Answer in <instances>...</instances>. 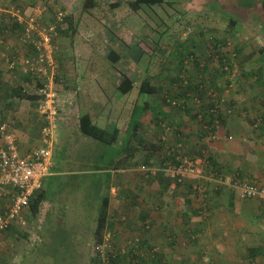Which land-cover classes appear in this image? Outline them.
<instances>
[{"label":"crops","instance_id":"0c3cea01","mask_svg":"<svg viewBox=\"0 0 264 264\" xmlns=\"http://www.w3.org/2000/svg\"><path fill=\"white\" fill-rule=\"evenodd\" d=\"M111 1H113L111 2V6H120L119 9H122V11L120 10L119 15H113L115 17H106L107 20L110 19L112 21L111 23L114 22L117 25L110 32L109 36L107 34L101 35L99 31L93 30L92 75L88 76L86 83L80 84L78 82L79 77H81L79 74L80 70L76 72L74 78L68 81L67 74L69 71L64 69L63 71H60L61 69L58 71L59 77L55 80V88L60 100L69 107V114H67L64 120L60 117L61 124L55 133L50 174L44 178L41 189L46 192V182L51 178H53L58 186L59 183L63 184L62 182L65 184L67 182L64 181V177L72 174L76 175L77 171L79 173L95 175V177L100 179L99 182L105 188V194L100 201L102 202L105 197L108 198L107 231L121 239V234L126 229L131 228L134 232V229H140L139 225L144 221V223L151 222L155 235H152L153 240H150H155L160 244L164 243L163 247L168 252V255H157L154 258L157 261L156 264H209V260L211 259V264H264V253L256 255L252 250L257 247L264 248V200H242L238 193L232 190L230 182L227 181V178L234 179L235 177H239L245 181L257 184L264 183V118L262 128H259V123L253 126L248 119L246 120L248 122L244 125L243 119L241 116L238 117V115L233 118H226L227 121L220 126L217 140L210 141L208 138H205L204 142L209 146L205 149L215 154L218 162L223 165L224 169L222 175H216L215 173L217 172L212 174L215 177H224L225 180L218 187H215L208 181H200L199 187L202 192L199 194H202L201 200H199L198 196L196 197L195 193H191L188 187L184 186L186 182L171 194L169 187L167 188V182L170 181L171 184L172 181L165 172L157 173L152 177L150 176V178L145 177L140 171L142 165L151 167H155V165L162 166L159 156V153H161L159 152L161 151L159 144L162 133L160 134L161 130L155 120L166 119L170 116L174 127L171 141L174 143L181 141L189 149L193 145L197 150L199 149V136H201L200 125L198 122L195 125L191 124L195 118L186 108L178 110L168 105V96L165 91L169 87L167 80H169L171 74L164 76L161 73L156 76L158 79H155V81L152 78L154 85L158 87V91L151 95L148 94L153 99L144 98V93L140 92L139 83L142 82L145 76L144 73L146 74L144 72L146 69L142 67L146 65L143 62L145 42L154 40V32L150 30L146 34L143 32L144 30L139 31L138 28H134V26L132 28L127 23L129 21L138 24L143 19L139 14L145 5L139 10H134L132 7L134 0ZM170 1L172 0H167V3ZM242 2L243 0H240V5L246 7ZM93 3L92 13L95 14L99 9L106 6V1L102 0H94ZM171 4H175V2H171ZM66 6L70 10V6ZM207 7L211 9L210 5ZM252 7H246L244 12L249 14ZM224 8H228L232 13H226L228 18H215V20L213 18L206 23L205 20L200 23L201 25L211 26V29L219 34L218 38L223 40L231 36L232 38L236 37L235 35L241 32L240 24L244 25L246 23L245 15H236L235 6L229 7L221 4V11H224ZM192 9L190 6L187 12L191 13ZM118 12L116 11V13ZM148 14L145 17L147 19H152L156 15L153 12L151 14L148 12ZM54 16L49 20H52ZM232 18L238 21L235 28L231 27L230 20ZM77 20L71 14L72 23L76 24ZM104 21L105 18L100 19L99 16H92V23L102 24ZM68 23L69 25L71 24L67 21ZM247 24L251 25L249 19ZM223 25H225V28ZM65 28L63 31H65ZM245 28L248 29L247 27ZM132 39H135V43L130 41ZM10 40L11 45L16 44L11 38ZM69 42L68 35L62 32L58 39V50L56 53H62V56L69 54ZM161 42L162 40H158L156 45H148L152 46L153 56H156V53L159 52ZM192 45L194 46L196 43ZM131 50L135 52H130ZM177 51L181 52L182 49L179 48ZM251 51L254 50L252 49ZM112 52L114 53L113 55ZM165 53L166 51L161 55L157 54L160 58L159 62L162 60L163 63H166V66H162L161 69L164 71L172 70L174 72L176 70L175 66L178 64L182 65V62L179 60V62L166 61L164 57ZM204 53L202 52L201 55ZM256 53L258 54V58L254 61V67L259 62V66L255 68L258 69V67L264 66V64L260 62L263 60L261 53L259 51ZM208 54L210 53L208 52ZM100 55L106 57L104 65L97 62ZM112 56L117 57V60L114 61ZM156 59L155 57V61L157 62ZM152 62H154V58ZM147 66H150V64L148 63ZM199 67H195V70L200 71ZM211 67L216 69V66L212 65ZM6 69L0 68L2 82L0 88V109L10 110L9 118L5 121H9L12 129L16 131L21 152L28 153L34 146L39 145L40 142V128L43 123L38 109L39 99L34 101L19 98L17 93L14 92L15 90H10V88L23 87L24 91L34 94L32 92L34 80L31 77H27L19 69L15 70L18 74L14 76L11 74L14 73L13 71ZM148 71H150V68ZM124 76L130 77L135 83L133 89L127 93L121 92L119 88ZM90 82H92V86ZM259 87L256 84L252 88L253 90H251L257 94L256 90ZM253 99L256 101L247 103L250 106V110L247 112L250 117L255 115V118L259 117L261 120V113L264 112V98L260 97L261 100H257V97H254ZM155 100L156 103L153 104L152 102ZM254 102H257V105L253 106ZM146 103L149 104L147 109H144ZM238 103L235 104L236 107L244 104L242 101ZM115 104L117 108H115ZM139 108L145 112V115H142L141 124L134 122V120L138 121V118L135 119V116H139ZM244 111L246 110L244 109ZM86 113L91 116L92 124L98 130L104 132L102 140L101 138L94 137L90 139L88 137L91 136L81 131L80 116ZM1 121L2 119L0 123ZM229 135H232L236 139L227 140ZM246 135L249 137L248 140L245 137ZM138 140H142V142L147 141L148 147L147 149L142 147L133 152L130 147H135ZM162 152L164 153L165 149H162ZM104 154L106 157L102 158L101 156ZM130 154L133 157L130 158ZM145 162L149 164H145ZM208 188H210V191H208ZM200 202H203L204 206L201 207ZM10 203V195L0 199V214H3L8 209ZM47 204L45 198L42 202L39 216L44 213L43 207H46ZM198 208L200 209L198 210ZM123 214L127 215L128 220L125 222L126 225L124 223L119 225V219ZM96 215L98 216L99 213H96ZM197 216L201 217V222H197ZM39 221L40 225L37 226L39 230L34 227V224L33 227L29 226L25 229L26 233L14 227L1 233L0 245L2 246L5 241L9 240V244L13 246V240L15 241L14 237L18 230L22 234L21 239L23 243L25 242V238H31L28 237L29 232L38 235V231H40L39 240L42 244V238L45 235L47 237L48 233L46 232L49 231V228L48 226L45 228L41 227L42 220L39 219ZM142 231H145V229ZM188 231L191 232V236ZM157 232L158 237L156 236ZM206 232L214 233L213 236H210V240L213 243L212 246L218 247V253L216 255L212 254L214 258L210 257L211 259H209L207 256L196 257L193 252L188 253L185 257L176 254V252L180 254L184 252L181 251V247L186 246L188 241L190 243H201L199 239L195 238L193 233H202L204 235ZM36 238L34 237V239ZM184 239L186 243L181 244L180 240ZM144 241L147 242V240ZM136 244L138 242L129 246L139 247ZM201 246H204L203 242ZM22 247L19 246L17 248L20 249L18 254H27L26 246ZM238 249H243V252L241 254L238 253ZM238 254L240 255L238 256ZM243 256L245 257L243 258Z\"/></svg>","mask_w":264,"mask_h":264},{"label":"rangeland","instance_id":"374dc122","mask_svg":"<svg viewBox=\"0 0 264 264\" xmlns=\"http://www.w3.org/2000/svg\"><path fill=\"white\" fill-rule=\"evenodd\" d=\"M85 1L86 0H0V68H7L6 60L2 56V54L8 53V55L10 56L21 51L23 48L21 43V28L15 26L16 22L15 20H13L14 18L12 16V12H15L19 9L21 11H24V13H26L27 15L31 12L32 9H34V7L38 6L41 8H45V13L48 17L47 19L49 20L52 16H54L56 12L62 10L68 14L71 13L78 20L76 21V24H70L72 26L71 29L68 23L65 28L66 32H63V34H66L69 37V54H64L66 56H62V53H56V61L59 65L58 69H61L60 71H63V69L69 71V73L67 74V81L71 78H74L76 72L80 70L79 74L81 75V77H79L78 82L80 84L86 83L88 76L92 75V32L93 30H96L99 31L101 35L107 34L109 36L110 32L114 30L117 25L114 22L111 23L112 21L110 19L107 20L106 17H115L113 15H119L120 10L122 11V9H119L120 6H111V2H113L111 0H102L106 1V6H104L102 9H99L95 14L92 13V7L88 9L84 7ZM250 1L255 2V4L250 9L249 14H247V12H244L246 7L240 5V0H172L164 5H145L139 14L143 19L140 20L138 24H134L129 21L127 23L128 26H131L132 28L134 26V28H138L139 31L144 30L143 32L146 34L147 32H150V30L154 32V40H148V42H145L146 46L143 62L146 65L142 66L144 69H146V71L144 72H146L147 75L152 76L154 81L155 79H158V77L156 76L161 73L164 76H169L171 74L169 80H167L168 86H172L176 82V79L181 83H184L186 79H189L196 83L200 82L201 73L200 71L195 70V67L203 66L201 65V63H210V61L207 60L208 56L210 55L208 54V52L212 53L211 49L214 48L213 40L216 39V37L218 38L219 36L217 32L211 29V26L201 25L200 23L203 20H205L206 23L213 18L214 20L215 18L225 19L224 17H227V12L232 14L228 10V8H224V11H221V4L227 5L229 7L235 6L236 15H245L244 18L246 23H248V19L249 21H251V25H246L248 29H246L243 24H240L241 32L235 35L236 37H227L228 43L227 45L223 46V49L225 51H234L235 47L238 44H242L245 48V55L240 60V62L244 63L245 71L248 72L249 70H252V67H254V61L256 58H258V54L256 53L252 55L251 53L253 51L251 50L258 49L262 46L264 47V9L259 0ZM171 2H175V4H171ZM66 5L70 6V10H68ZM209 5L211 9L207 7ZM190 6L193 9L191 10V13H188L187 10H189ZM116 11L119 12L116 13ZM148 12L150 14L152 12L156 13V15L153 16L152 19H147L145 17L149 15ZM185 12L187 13L185 14ZM92 16H99L100 19L105 18V21L102 22V24L92 23ZM3 24L6 25V28L2 27ZM202 26L204 27L202 28ZM223 27L225 28V25H223ZM249 29L258 32L256 38L251 35ZM133 31L136 32L135 29H133ZM10 38L14 40L16 44L11 45ZM158 40H162L161 46L159 52L156 53V56H153L154 52L152 51V46L148 45H156ZM72 41L74 42L72 43ZM130 41L132 43H135V39H132ZM195 43L196 45L193 46L192 44ZM179 48L182 49L181 52L177 51L179 50ZM134 50H131L130 52H135ZM164 51H166V53L164 54L166 61L168 60L182 62V65H177L176 63L177 66H175V68L177 71L175 70L174 72H172V70H169V72L161 69L162 66H166V63H163L162 60H160L159 62L160 58L157 54L161 55L164 53ZM202 52L205 53L201 55ZM155 57L157 58V62L155 61ZM153 58L154 62H152ZM236 60L238 59H235V61ZM97 62L104 65L106 62V57L100 55ZM198 62H200V65L197 64ZM148 63L150 64V66H147ZM238 64L240 63L238 62ZM210 65L217 66L213 63H210ZM256 65L259 66V62H257ZM149 68L150 71H148ZM191 68L193 69L191 70ZM240 69L241 67H238L234 74L226 76L232 83L230 85V88H224V91L222 93V97L226 100H230L234 97V99H236V102L249 101L250 98L255 95V92L252 91L254 85H256L257 83L261 84L260 82H264V77H262L261 81L259 80L257 83H255L254 79H251L249 83L247 82L248 86H246L245 84L247 78H245L244 75L241 74ZM6 70H8V68ZM13 72L14 73H11L13 76L15 74H18L15 70ZM207 72L210 74L207 73V75L203 76V78H213V69L207 70ZM215 73V77L219 79L215 77L213 79L218 80L217 82L220 87L221 85L222 87H225L226 83L224 76L222 77V75L218 71H215ZM210 81L207 83L208 86L211 85ZM90 83V85L92 86V82ZM139 84L141 85V82ZM152 84H154L153 81ZM177 84L178 83H176V86ZM243 84L245 86H242ZM263 84L258 86L263 88ZM206 88L210 89V87L207 86ZM214 89L215 88L211 89V92H213V94L217 92L216 89L215 91ZM10 90L13 91V88H10ZM10 90H8V92H10ZM256 91H258V89ZM150 95L144 94L143 96L145 99L147 97L148 99H153L150 97ZM152 103L155 104L156 100ZM168 105L170 106L169 103ZM191 105L193 107V104ZM115 108H117L116 104ZM193 108L194 109L192 111V114L194 113V111H196L197 107ZM68 109L69 107L64 104L61 113L62 120H64L67 114H69ZM248 109L250 110L249 107ZM222 110L226 111L225 106L222 107ZM234 110L235 111L233 112V114H230L231 118L236 117V115H238V117L241 116V118L243 119L242 121L245 123L244 125H246V123L248 122L246 120H249L250 118L249 115L246 114V111L238 107L234 108ZM138 112L139 116L140 114L141 116H135V119L138 118V121L134 120L135 123H140L142 115H145V112L142 109H140ZM9 113V109L8 111L0 109V120H7L9 118ZM253 117L255 118V115ZM196 120L197 119H193L191 124H197L198 121ZM161 133V138H163L164 132H162V130L160 131V134ZM171 135L172 134L168 133L167 138L171 139ZM245 137L247 138V140L249 139L247 135ZM88 138L92 139V137ZM233 139L236 138L233 137L232 139H230V141ZM101 157L105 158L106 155L104 154ZM155 167L163 166L155 165ZM85 174L87 173H79L77 171L76 175L72 174L69 176H65L64 181L67 183H59V186L54 182L53 178L49 179L46 182V201L48 204L46 207H43L44 213L41 214V216H39L41 212L36 215L37 217H32L30 214L28 227H33L35 224L34 227L39 230V228L37 227L38 225H40L39 219L42 220L41 227L45 228L46 226H48L49 228V231L46 232L48 233L47 237L45 235V237L42 238L43 242L41 244V241L39 240L40 231H38L39 236L37 234H32L31 232H29L28 237L31 238H25V242L23 243V240L21 239L22 234L19 232V230L23 233H26L25 229L27 228L19 229L15 234V241L13 240V246L9 244V240L5 241L2 246L0 245V262H7L10 264H95L94 256H96V242L93 237V231L97 224L98 216L96 215V213H99L98 210L100 209L101 205L100 200L105 194V188L103 187V184L99 182L100 179L98 177H95V175ZM211 184L214 185L213 182ZM208 191H210V188H208ZM198 198L199 200H201L202 194H198ZM127 220V215L123 214L119 219V225H121V223L125 224ZM196 220L197 222L202 221L200 216H197ZM144 222L139 225L140 229H134V232L128 226L129 229H126L121 234V239L118 236L113 235V233H110L106 229L104 233V242L97 246L99 254L98 257H96L99 258L100 264H112V257L116 258V263L113 264H142L143 261L145 262V264H150L151 259H153L152 257H154L155 255H168V252H166L163 247L164 243L160 244L155 240V242L151 241L153 240V237L151 236L155 235V231L153 230V225H151V222ZM143 229H145V231H142ZM188 233L191 236V232L188 231ZM157 234L158 232L156 233V236L158 237ZM193 235L195 236V238L199 239L201 243H190L188 241L186 246L181 247V251L184 252L182 254L176 252L177 255L185 257L188 255V253L193 252L195 253L196 257L207 256L209 259H211L210 257H213V253L214 255L218 253V247L212 246L213 243L210 240V236H213L214 233L206 232L204 235L202 233H193ZM34 237L36 239H34ZM20 240L22 241L21 243ZM144 240H147L148 243ZM136 242H138V244L136 245H138L139 247L129 246ZM202 242L204 243L203 247L201 246ZM180 243L185 244L186 240H180ZM19 246H23L22 248L26 246L25 249H27V254H18L20 249L17 248ZM159 250L160 252H158ZM237 252L241 254L243 252V249H238ZM240 254H238V256ZM244 257L245 256H243V258ZM211 260H209V264L212 263L210 262Z\"/></svg>","mask_w":264,"mask_h":264},{"label":"built area","instance_id":"2783aa9c","mask_svg":"<svg viewBox=\"0 0 264 264\" xmlns=\"http://www.w3.org/2000/svg\"><path fill=\"white\" fill-rule=\"evenodd\" d=\"M45 12V8L38 6L27 15L19 9L12 12L13 20L21 27L23 48L10 56L8 53L2 54L8 70L19 69L34 80L32 92L39 96L38 109L43 124L40 128L39 145L34 146L28 153H22L18 135L12 129L11 123L9 121L0 123V199L11 196L10 206L0 214V234L13 227L19 229L28 227L31 199L42 188L44 178L50 174L55 133L61 124L60 117L64 104L55 88L59 68L55 54L61 31L67 26V14L59 10L49 21ZM211 50L213 53L214 48ZM189 84L190 80L186 79L183 83L185 89ZM210 93L213 94L211 91L208 92ZM188 95L192 97L191 92ZM167 101L172 107L178 105L175 99L168 98ZM209 104L208 98L201 99L197 95L194 96V106L200 107L195 111L200 110L197 119L203 118V110H201L203 105L207 107V111L216 115L219 105L209 106ZM203 127L208 129L205 123ZM211 137L215 138L217 135ZM163 139L166 140V136ZM169 147L166 144V152H170ZM177 147L179 153L175 154L176 163L163 167L142 165L140 171L146 177L154 176L160 171L167 173L172 181L169 186L171 194L188 181L193 184L195 190L199 191H201L199 182L202 180L213 182L215 187L223 183L224 177H215L212 173L207 175L204 172L205 158L186 153L181 144H177ZM172 150L175 151V147ZM227 181L242 200L256 198L264 200V183L257 184L239 178H227Z\"/></svg>","mask_w":264,"mask_h":264},{"label":"trees","instance_id":"16d2710c","mask_svg":"<svg viewBox=\"0 0 264 264\" xmlns=\"http://www.w3.org/2000/svg\"><path fill=\"white\" fill-rule=\"evenodd\" d=\"M256 1V0H255ZM263 6L264 9V0H259ZM94 0H86L84 3V7L86 9L91 8L93 6ZM167 0H134L132 3V7L134 10H139L143 5H148V6H153V5H163L166 4ZM242 4H244L246 7H252L254 6L255 2H251L250 0H243ZM66 20L69 21L70 23H72L71 21V14L66 13ZM231 21V27L235 28L237 26L238 21L234 20L233 18L230 20ZM14 22V21H13ZM246 25H248L247 23H244V26L246 27ZM15 26H18L17 23H15ZM2 27L6 28V25H2ZM19 28H21L20 26H18ZM72 28V26L70 25V29ZM250 33L252 36H254V38H256V36L258 35L257 31H252L250 30ZM62 32H66V31H61ZM203 34V33H202ZM213 38V37H212ZM214 39V38H213ZM264 39V38H263ZM227 39L225 38V40L223 39H219L216 37V39L213 40V45H214V50L213 53L211 55L208 56L207 60L210 61V63L216 64V69H213L210 65V63L208 64V62H206L203 66H200V73H201V80L200 82H194L190 80V84L188 85V87L185 89L183 85V83L178 82V80L176 79V82L172 85L169 86L167 91H165V93L167 94V99L171 98V99H175L178 101V105L176 106V108L178 110L180 109H187L189 110V112L192 114L193 111V107L194 106V96L197 95L198 97H200L201 99L204 98H208L209 100V106H215V105H219L218 109H217V113L215 115V113H211L209 111H207V107L203 105V118L202 119H197L200 110H198V112H195L192 114L194 116L195 119H197V121L200 123V134L201 136H199V149H195V146L192 145V148L189 149L187 148L183 142L179 141V142H172L170 138H167V134H173V121L170 119V116H168L166 119H158L155 120L156 124L159 125V129L162 130V132H164V136H166V140H164L163 138L160 139V146L159 148H161V153H159L160 159H161V165L162 166H167L169 164H174L176 163V157L175 154L179 153L178 151V147L177 144H181V146L183 147V150L192 155V156H200L206 159V163L204 165V172L208 175L209 173H215L216 175H222L224 172L223 169V165H221L218 162V159L216 158L215 154L212 151H207L206 149L209 147L207 143L204 142L205 138H208L210 141H215L218 139V134L220 131V126L222 124H224L229 117L231 118L230 114H233V112L235 111L234 108H236L235 104L238 103L236 102V99H234V97L230 100H226L222 97V93L224 91V88H230V85L232 84L230 79H228L226 76L227 75H231L234 74L236 69H238V67H241V74L244 75L245 78H247L246 81V86H248L247 82L249 83V81L251 79H254V81L257 83L259 80L261 81V78L264 77V66H260L258 67V69H255V67H252V70H249L248 72L245 71V65L244 63H241L240 60L244 57V53H245V48L243 47V45L238 44L234 51H225L223 49V46L227 45ZM259 51L261 53V58L263 59L262 64L264 63V47H260L258 49H256V51ZM256 51L254 50L251 54L253 55L254 53H256ZM114 53L112 52V55ZM218 56V57H217ZM113 60L116 61L117 57L112 56ZM235 59H238L235 61ZM235 61V62H234ZM238 62L240 64H238ZM200 65V64H198ZM239 65V66H238ZM213 69V73L212 76L213 78L216 76L215 71H218L222 77L224 76L225 78V87H221L218 85V80L217 79H213V78H209L207 79V77H204L205 75H207V70ZM59 71V69H58ZM210 74V73H208ZM27 77H30L29 75H27ZM57 77L58 74H57ZM211 82V85L208 86V82ZM183 81V80H182ZM1 83L0 82V88H1ZM176 83L177 86H176ZM261 84H263L262 82H260ZM259 83H257V85H261ZM244 84L242 86H245ZM135 86V83L132 81V79L128 76H124L122 79V83L119 85L120 91L123 93H127L130 90L133 89V87ZM210 87L209 88H206ZM263 88H258L257 94H255L253 97L250 98L249 101H242L244 102V104H241V106H237L238 108L242 109V110H246V114L249 115V113L247 111H249L248 107L250 108L249 105H247V103H251L254 100L253 98L257 97V100H261L260 97L264 98V84L262 85ZM215 88L216 89V93L212 94H208V91H211V89ZM214 89V91H215ZM13 90H15L14 92L17 93L19 98H26V99H31L36 101L37 99H39V96L35 95V94H31L28 93L27 91L23 90V87H15L13 88ZM237 90V89H236ZM156 91H158V87L155 86L154 84H152V76H149L147 74H145L141 85H140V92L144 93V94H154L156 93ZM189 92H193L192 93V97L188 95ZM203 98V99H204ZM193 102V103H192ZM149 103H146L144 105V109H147ZM193 104V107L192 105ZM239 104V103H238ZM257 105V102L253 103V106ZM263 105V104H262ZM225 106L226 111L222 110V107ZM264 106V105H263ZM198 108H200L198 106ZM197 108V109H198ZM250 117V116H249ZM264 118V112L261 113V120L256 117H250L249 120L251 121V123L253 124V126L256 123H259L258 126L259 128H262V121ZM217 120V121H216ZM261 121V124H260ZM207 124L208 125V129H204L203 125ZM169 126V127H167ZM257 126V127H258ZM180 127V126H179ZM168 128V129H167ZM80 129L81 131L86 134L89 135L91 137L94 138H98L102 140L103 137V131L101 132V130H98V128H96V126L94 124H92V118L89 114H83L80 116ZM216 134L217 137L212 138L211 136ZM181 135V134H180ZM211 137V138H210ZM232 135H229L227 140L232 139ZM180 139V138H179ZM182 140V139H180ZM138 143L135 145V147L131 146L130 148L133 150V152L141 149L142 147L144 149H147L148 147V143L147 141H143L142 140H138ZM166 144H168L169 149L171 148L170 152L169 151H165L164 153L162 152V149L166 148ZM198 145V144H197ZM130 146V145H129ZM175 147V151L172 150V148ZM194 147V148H193ZM206 148V149H205ZM206 150L207 152L205 153ZM130 158L133 157L131 154L129 156ZM162 157V158H161ZM147 159V157H146ZM148 160V159H147ZM146 160V162H147ZM145 164H149L146 163ZM163 162V163H162ZM144 164V163H143ZM160 172H164V171H160ZM158 172V173H160ZM240 176V175H239ZM237 178V177H235ZM239 178V177H238ZM171 179V178H170ZM241 180H244L242 178H239ZM170 181L167 182V188L169 187ZM185 187H188V189L190 190L191 193H195L196 197L198 196V194L202 191L199 190H195L193 187V184L191 182H186ZM216 190V189H215ZM46 198V192L43 189L38 190L34 196L31 199V204H30V214L31 216H36L37 214H39L40 209H41V205L42 202L45 200ZM258 199V198H256ZM263 200V199H260ZM201 207L204 206L203 202H200ZM107 208H108V198L105 197L100 205V210H99V215L97 217V224L96 227L93 231V237L95 240V251H96V256L98 257V250H97V246H99L101 243L104 242V233L106 230V225H107ZM200 208H198L199 210ZM200 215V214H199ZM254 253H256V255H260L264 253V248H254L252 249ZM96 256H94V263L100 264L99 258H97ZM157 255H155L154 257H152L153 259H151L150 264H156L157 261L154 259ZM112 264L116 263V258L111 259ZM143 261V260H142ZM0 264H10L7 262H0ZM142 264H145V262L143 261Z\"/></svg>","mask_w":264,"mask_h":264},{"label":"bare ground","instance_id":"6f19581e","mask_svg":"<svg viewBox=\"0 0 264 264\" xmlns=\"http://www.w3.org/2000/svg\"><path fill=\"white\" fill-rule=\"evenodd\" d=\"M188 59V58H187ZM194 61V60H193ZM189 63H190V61H189ZM193 103V102H192ZM158 252H160V250L158 251Z\"/></svg>","mask_w":264,"mask_h":264}]
</instances>
